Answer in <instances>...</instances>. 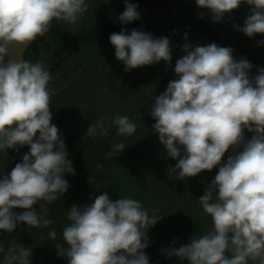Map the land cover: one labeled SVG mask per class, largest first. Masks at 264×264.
I'll list each match as a JSON object with an SVG mask.
<instances>
[{
    "label": "clouds",
    "instance_id": "1",
    "mask_svg": "<svg viewBox=\"0 0 264 264\" xmlns=\"http://www.w3.org/2000/svg\"><path fill=\"white\" fill-rule=\"evenodd\" d=\"M242 3L251 6V14L238 30L248 37L264 35V0H196L214 22ZM137 7L126 3L119 20H138ZM87 11L86 0H0V150L30 147L22 162L0 179V230L5 232H13L18 223L48 227L52 221L46 205L67 192L63 175L75 174L51 123L53 93L48 85L53 75L42 61L11 58L9 51L46 36L53 21L76 25ZM109 39L126 72L172 60L167 37L154 39L133 29L130 34L112 33ZM183 50L186 55L174 67L178 78L151 105L153 129L168 156L178 159L168 170L170 178L173 173L181 180L195 177L218 165L219 170L198 202L211 217L212 229L162 251L189 264H264V69L250 78L253 66L246 59L236 61L233 49L214 43L194 49L185 43ZM113 126L125 138L137 130L127 115L116 114L108 121L98 118L87 136H107ZM245 129L254 133L248 141ZM241 145L243 150L236 152ZM126 146L123 141L112 144L106 158ZM230 148L235 154L222 163ZM37 203L39 212L33 209ZM15 208L26 211L17 214ZM158 211L127 196L111 201L106 193L90 206L74 205L68 211L71 223L62 233L66 246L55 245L58 255L69 264H149L143 250L149 227L162 218ZM0 253L3 264H29L32 250L13 241L7 251L0 246Z\"/></svg>",
    "mask_w": 264,
    "mask_h": 264
},
{
    "label": "trees",
    "instance_id": "2",
    "mask_svg": "<svg viewBox=\"0 0 264 264\" xmlns=\"http://www.w3.org/2000/svg\"><path fill=\"white\" fill-rule=\"evenodd\" d=\"M86 3L88 11L76 25L53 21L49 33L37 37L27 46L23 56L24 60L36 62L45 53L56 52L59 59L48 71L53 75L52 87L58 90L61 83L58 80H62L60 73L64 72L60 65L64 59L81 49L91 52L90 66L81 77L80 87L54 94L50 105L51 123L58 128L75 174L63 175L69 184L67 192L46 205L52 221L48 227L29 228L18 223L11 233L0 230V246L7 251L15 241L30 248L29 264H69L66 256L58 255L55 246H66L62 233L71 223L68 211L74 205L90 206L97 196L106 193L111 201L127 196L140 201L146 209L159 210L157 214L162 218L149 227L148 247L143 250L149 264H189L186 259L168 257L162 250L179 248L212 229L211 217L203 212L198 202L210 187L219 165L195 177L181 180L174 178L178 173H173L170 178L168 170L175 167L178 159L169 157L160 143L153 129L156 121L150 115L151 105L155 96L162 94L169 82L178 78L174 67L176 61L186 55L185 43L193 49L213 43L230 47L236 61L246 59L253 66L249 77L254 78L264 69V35L248 37L238 30L251 14V6L246 3L226 13L220 22H214L210 11L199 8L196 0H86ZM126 3L138 6L140 18L125 24L119 16ZM176 8L179 11L174 20ZM201 12L203 17L199 15ZM133 29L151 33L154 39L167 37L172 50L171 62L161 60L126 72L124 63L115 57L109 37L121 31L130 34ZM102 49L109 51V58L103 56ZM116 114L127 115L137 125L134 135L121 137L113 126L107 136H87L89 127L98 118L108 121ZM79 126H84V130ZM253 135L245 129L244 140H250ZM120 141L126 143V148L106 158L111 145ZM17 147L18 151L16 148L0 150V179L30 151L28 145ZM242 150L243 145L236 152ZM234 154L230 148L222 163ZM33 209L39 212L40 203ZM13 211L21 214L26 210L15 208ZM3 255L0 253V264H3Z\"/></svg>",
    "mask_w": 264,
    "mask_h": 264
},
{
    "label": "rangeland",
    "instance_id": "3",
    "mask_svg": "<svg viewBox=\"0 0 264 264\" xmlns=\"http://www.w3.org/2000/svg\"><path fill=\"white\" fill-rule=\"evenodd\" d=\"M178 11H179V8H176L175 11L173 12L174 20L178 17L177 15ZM26 48L27 47L13 46L9 51V56L11 58L23 59ZM102 52H103L104 57L109 58L108 50L102 49ZM90 57H91V52L89 49L87 50L81 49L80 52L78 53H71L69 55V58L67 57L66 59H64V57L62 56V59H64V61H63V64L60 65V67L62 66V70L64 72L60 73V77L62 76V80L60 81L58 80V82H61L59 83L60 88L58 90L54 89L52 87V85L54 84L53 81H50L48 85L49 90L53 93V95L54 94L56 95L58 92L64 93L65 90H68V88H71V87L76 88L80 85L79 83H80V80L82 79L81 77L85 76L86 71L88 67L90 66ZM7 59L8 58L5 57V61H7ZM58 59H59V55L56 52H51L50 54L45 53L42 56V59L40 61H42L45 64V66L48 67L49 69L53 65L54 66L56 65V62L58 61ZM63 76H64V79H63ZM79 129L81 131L84 130V126H81V127L79 126Z\"/></svg>",
    "mask_w": 264,
    "mask_h": 264
}]
</instances>
